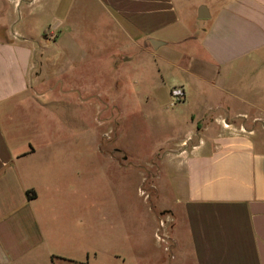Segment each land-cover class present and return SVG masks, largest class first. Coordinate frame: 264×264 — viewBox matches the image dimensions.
Masks as SVG:
<instances>
[{"label": "crops", "instance_id": "0c3cea01", "mask_svg": "<svg viewBox=\"0 0 264 264\" xmlns=\"http://www.w3.org/2000/svg\"><path fill=\"white\" fill-rule=\"evenodd\" d=\"M42 1L0 0V264H90L98 256L90 255V215L71 207L87 204L89 154L48 147L54 140L42 135L49 121L61 123L59 98L87 99L62 79L78 59V42L60 48L62 34L76 25L86 26L95 61L119 40L105 69L135 74L150 55L160 77L172 66L199 79L164 86L155 102L160 129L165 121L174 129L176 105L189 112L184 131L155 152L158 174L165 169L181 191L173 208H162L170 256L154 264H264V0H47L62 14L53 27ZM185 13L205 21L200 34L186 30ZM188 39L205 53L172 51ZM91 154L124 169L136 163L121 149Z\"/></svg>", "mask_w": 264, "mask_h": 264}, {"label": "rangeland", "instance_id": "374dc122", "mask_svg": "<svg viewBox=\"0 0 264 264\" xmlns=\"http://www.w3.org/2000/svg\"><path fill=\"white\" fill-rule=\"evenodd\" d=\"M37 6L46 22L52 19V27L57 22L56 16L62 15L53 11L47 0ZM184 16L186 30L190 34H200L204 29L201 24L205 21H195L189 13ZM87 33L86 26L76 25L70 33L62 34L60 42L63 51L71 48L72 42H78L75 45L78 59L71 70L65 71L62 79L64 87H77L81 91L77 93L78 98L87 99L78 103L75 98H59L61 123L49 121L42 135L45 133L48 140H54L53 146L48 147L89 154L87 204L85 209L81 201L79 204L73 202L71 207L73 212L81 214L84 211L90 215V255L92 251L98 254L96 260L90 259V264H122V260L126 264H154L156 256L164 260L170 256L167 242L159 240L162 248L156 250L154 240L157 233L169 229L170 221L162 208H173L176 192L181 191V188L175 190L165 169L162 176L158 174L159 157L155 152L161 146L170 145L167 139L184 131L189 112L186 104L176 105L175 115L168 122L174 129H169L166 121L160 129L156 125L155 102L163 95L164 86L180 85L182 81L187 87L198 86L199 79L188 73L174 75L172 66L162 70L160 77L150 55L135 74L105 69L104 63L118 52L119 40L102 47L99 60L95 61L93 54L90 55ZM58 50L56 53L60 52ZM173 50L175 53L184 50L190 54L205 53L196 39L178 42ZM187 57L185 54L179 63H187ZM53 79V76H47L46 83ZM196 101L197 96H194L193 102ZM98 149L125 150L136 163L127 169L120 168L104 156L91 154ZM82 157L79 166L83 164Z\"/></svg>", "mask_w": 264, "mask_h": 264}, {"label": "built area", "instance_id": "2783aa9c", "mask_svg": "<svg viewBox=\"0 0 264 264\" xmlns=\"http://www.w3.org/2000/svg\"><path fill=\"white\" fill-rule=\"evenodd\" d=\"M160 225H161V227L164 226V222H163V220L160 221ZM156 239H157V240H162V241L166 242V240L168 239L167 231L164 230V231L161 232L160 234L157 233V234H156Z\"/></svg>", "mask_w": 264, "mask_h": 264}, {"label": "water", "instance_id": "95a60500", "mask_svg": "<svg viewBox=\"0 0 264 264\" xmlns=\"http://www.w3.org/2000/svg\"><path fill=\"white\" fill-rule=\"evenodd\" d=\"M203 10V7H201V11ZM199 17L200 18H204V17H208V15H202V14H200V11H199Z\"/></svg>", "mask_w": 264, "mask_h": 264}, {"label": "trees", "instance_id": "16d2710c", "mask_svg": "<svg viewBox=\"0 0 264 264\" xmlns=\"http://www.w3.org/2000/svg\"><path fill=\"white\" fill-rule=\"evenodd\" d=\"M27 193H28V195H29V193H30V192H29V191H27ZM29 196H30V195H29Z\"/></svg>", "mask_w": 264, "mask_h": 264}]
</instances>
